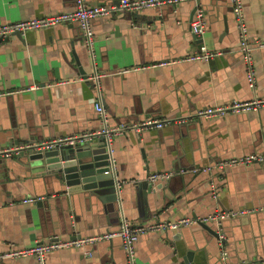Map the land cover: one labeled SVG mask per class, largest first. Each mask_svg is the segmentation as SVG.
Listing matches in <instances>:
<instances>
[{
  "label": "crops",
  "instance_id": "obj_1",
  "mask_svg": "<svg viewBox=\"0 0 264 264\" xmlns=\"http://www.w3.org/2000/svg\"><path fill=\"white\" fill-rule=\"evenodd\" d=\"M117 1L87 0L97 5ZM240 1L248 42L253 45V87L247 83L244 61L237 50L230 0H200L198 5L190 0L92 21L96 65L103 74L102 104L109 123L123 128L111 144L116 178L124 181L120 202H114L115 208L110 210L115 199L102 200L84 191H51L48 176H36L31 167L10 162L9 178L0 180V254L11 245L28 247L54 236L69 238L115 229L121 213L137 224L183 216L200 220L215 211L246 209L251 212L224 220L222 245L197 222L177 231L144 234L135 244L136 264H221L223 247L232 264H261L264 210L257 209L264 206L262 166L253 163L219 171H190L264 150V107L191 118L215 104L264 98V46L257 47L264 43V0ZM196 6L202 8L207 22L202 37L190 32ZM74 7L75 0H0V23ZM201 44L222 53L208 61L179 60ZM162 60L175 61L155 65ZM136 66L144 68L122 72ZM91 72L76 23L0 38V148L97 130L100 121L93 107L96 91L88 78ZM146 118L186 120L136 130L134 125ZM158 171L173 174L150 183L148 175ZM142 182L147 186L141 192L138 184ZM32 196H40L45 204L23 201ZM45 260L46 264H125V253L120 239L113 238L95 244L91 256L70 247L48 253ZM0 264L39 263L26 256L3 259Z\"/></svg>",
  "mask_w": 264,
  "mask_h": 264
},
{
  "label": "built area",
  "instance_id": "obj_2",
  "mask_svg": "<svg viewBox=\"0 0 264 264\" xmlns=\"http://www.w3.org/2000/svg\"><path fill=\"white\" fill-rule=\"evenodd\" d=\"M190 0H118L115 4L110 5H97L90 4L87 0H75V7L71 11H63L55 14H48L38 17H30L15 22H5L0 23V38H7L15 33L25 35L26 32L30 30L43 29L55 26L57 24L64 23H76L81 30L83 44L87 50L91 61L92 72L88 78L93 82L95 91H96V100L94 102V110L99 118L100 126L97 130L89 133H84L80 136H70L60 138L69 143L78 141L81 139H90L94 137H102L106 150L109 154V162L112 168H115V159L111 154V144L115 136L120 134L123 131V128L118 125H111L109 123L108 114L102 104L101 100V85L100 79L103 76L102 73L98 72L96 60H95V50H94V41L95 34L92 26V21L101 17H108L115 13L122 11L129 12H140L147 8L157 7L162 5H177L181 2H186ZM232 6V12L237 26V35H238V44L237 50L240 52L243 61L244 69L246 73L247 83L250 87L255 85V74L253 67V56L252 49L253 45L248 42L247 36V25L245 22V16L243 13V6L240 0H230ZM206 18L202 8L196 7L194 13L192 14L190 21V32L195 37H202L205 32L206 27ZM264 46V43H258L257 47ZM222 52H214L207 48L205 44H201L199 49L194 53H191L179 60L195 61V60H204L208 61L210 58ZM175 60H162L155 65L164 66L174 62ZM144 67H133L126 68L122 72H127L129 70H136ZM37 86H31L30 88H35ZM264 107V98H252L245 101H231L228 104H215L213 106H208L198 110L194 113L191 118H212L219 115L225 114H238L241 112H250L255 111ZM186 119L170 121L167 119L159 118H146L134 125L136 130H143L147 128H162L166 124L171 122H184ZM24 147V146H21ZM17 147H4L0 148L1 156H9L12 152H16L19 148ZM253 163H258L262 166L264 170V150L240 155L233 156L218 162H215L213 166L207 167H193L190 169L191 172L197 171H210L211 168L217 169L218 171L231 166L237 165H249ZM182 170L180 172H184ZM173 171H158L152 172L148 175L147 179L150 183L155 184L157 181L167 180L171 177ZM124 181L116 179L115 181V190L117 194V201L120 200L119 194ZM214 196V194H213ZM41 199L40 196L26 198L24 202H35ZM120 202V201H119ZM121 205V204H120ZM257 210H264V206L259 207ZM251 210L240 209V210H222L215 211L208 217L200 219L199 221L205 220H214L219 221L220 219L227 217H236L240 215H245L250 213ZM198 221L196 218L192 217H179L173 220H149L142 223L132 224L127 218L121 213L119 224L115 229L96 233V234H87V235H76L69 238H59L51 237L47 241L40 244H32L28 247H20L11 245L9 250L0 254V260L3 259H12L19 257L31 256L39 264H46L45 256L48 253L55 252L59 249L76 247L83 250V253L87 256H91V248L101 242L108 241L113 238H119L122 248L125 253V264H136V254H135V244L140 236L147 233H159L161 231H177L182 227L189 226ZM222 234H219L218 242L222 245ZM227 250L223 247L220 252V259L223 264H232L227 259ZM260 263H264V260H261ZM234 264H259L252 261H242Z\"/></svg>",
  "mask_w": 264,
  "mask_h": 264
},
{
  "label": "water",
  "instance_id": "obj_3",
  "mask_svg": "<svg viewBox=\"0 0 264 264\" xmlns=\"http://www.w3.org/2000/svg\"><path fill=\"white\" fill-rule=\"evenodd\" d=\"M195 1L196 5H198L200 0ZM196 7L193 9L192 14ZM15 34L20 35L19 33ZM80 72L82 73L83 71L80 69ZM10 162H15L25 168L31 167L34 170L33 174L36 176H48L50 181H52L51 191L59 192L65 190L71 194L84 191L85 193L87 192V195L96 196L102 200L105 198L115 199L109 205L110 210L115 208L114 202H117V194L114 185L117 179V171L110 165L109 154L102 137L81 139V141L76 140L73 143L59 138L37 144L31 143L19 148L16 152H12L9 156L0 155V180L9 178L11 174ZM138 185L141 187L142 192L143 186H147V183L142 182ZM36 204L40 206L45 204V201L39 199ZM116 204V209L119 211L120 207L118 203ZM229 218L234 217L223 218L218 222L214 220H198L197 223L215 236L217 240L221 233V239L224 242L223 222ZM221 264L223 263L221 262Z\"/></svg>",
  "mask_w": 264,
  "mask_h": 264
},
{
  "label": "bare ground",
  "instance_id": "obj_4",
  "mask_svg": "<svg viewBox=\"0 0 264 264\" xmlns=\"http://www.w3.org/2000/svg\"><path fill=\"white\" fill-rule=\"evenodd\" d=\"M40 243H42V242H39V241H38V242H36L35 244H40Z\"/></svg>",
  "mask_w": 264,
  "mask_h": 264
}]
</instances>
